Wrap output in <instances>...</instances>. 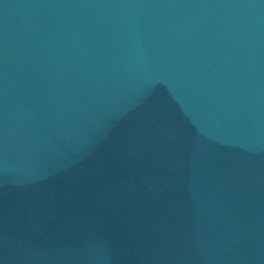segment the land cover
Masks as SVG:
<instances>
[{"label":"water","instance_id":"obj_1","mask_svg":"<svg viewBox=\"0 0 264 264\" xmlns=\"http://www.w3.org/2000/svg\"><path fill=\"white\" fill-rule=\"evenodd\" d=\"M0 264H264V0H0Z\"/></svg>","mask_w":264,"mask_h":264}]
</instances>
